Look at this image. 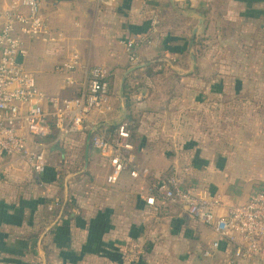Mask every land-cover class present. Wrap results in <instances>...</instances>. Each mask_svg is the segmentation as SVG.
<instances>
[{"label":"crops","instance_id":"obj_1","mask_svg":"<svg viewBox=\"0 0 264 264\" xmlns=\"http://www.w3.org/2000/svg\"><path fill=\"white\" fill-rule=\"evenodd\" d=\"M207 1L40 0L48 26L62 37L54 44L23 38L26 69L47 95L73 97L77 89L68 88L65 76L56 71L72 53L79 54L84 67L107 68L112 111L93 115L90 121L104 132H112L122 120L133 121L137 163L150 176L134 180L126 172L117 185L109 186L108 163L79 135L65 145L50 146L42 186L16 163L0 162V241L15 237L17 246L31 249L40 261L30 264H264L260 257L236 260L231 244L222 245L214 261L206 260L203 252L215 240L210 227L176 205L152 214L142 198L149 183L177 172L197 196H219L223 206L216 215L223 217L264 188V132L255 127L264 116L262 0L226 5L228 20L236 17L239 24L237 34L228 27L226 39L230 45L237 38L236 57L245 63L233 74L236 81L226 86V103L210 99L220 93L218 87L201 85L199 94L196 80L195 41L205 13L217 10ZM155 16L158 45L143 48V65L133 68L124 42L149 34ZM163 63L177 79L167 90L159 82ZM230 70L226 68V77L232 75ZM41 74L55 77V85L37 82ZM81 76L80 71L74 74L77 81ZM220 108L226 109L227 123L224 130L212 133L209 126ZM250 108L255 109L252 115ZM55 199L63 203L48 213ZM68 202L73 207L65 214ZM136 242L144 254L128 263L126 256H133Z\"/></svg>","mask_w":264,"mask_h":264},{"label":"built area","instance_id":"obj_2","mask_svg":"<svg viewBox=\"0 0 264 264\" xmlns=\"http://www.w3.org/2000/svg\"><path fill=\"white\" fill-rule=\"evenodd\" d=\"M158 25L155 16L149 34L125 40L131 67L143 65L140 56L143 48L157 47ZM61 37L53 34L44 19L40 0H12L0 8V162L16 163L42 186L49 166L50 146L65 145L79 135L89 141L91 151L108 163L106 183L109 186L117 185L126 172L134 180L147 181L150 171L139 167L135 155L134 122L122 120L112 132H104L90 121L93 115L112 111L111 72L107 68L84 67L79 54L72 53L56 71L65 76L68 88L77 89L73 97L47 95L26 69L23 38L54 44ZM79 71L82 76L77 81L74 74ZM142 198L152 214H159L166 205H176L190 218L210 227L215 240L203 252L206 260L214 261L226 244L235 247L236 260L264 258V188L223 217L216 215L223 206L219 196H197L182 184L177 172L167 179L149 183ZM58 207L59 201L55 199L47 211L53 213ZM136 248L135 245L132 248L133 256H126L128 263L133 260Z\"/></svg>","mask_w":264,"mask_h":264},{"label":"rangeland","instance_id":"obj_3","mask_svg":"<svg viewBox=\"0 0 264 264\" xmlns=\"http://www.w3.org/2000/svg\"><path fill=\"white\" fill-rule=\"evenodd\" d=\"M12 0H0V8L4 6L5 4H8ZM207 1V0H205ZM208 3V1H207ZM210 3H215V8L217 10L213 13L211 12V15H207L205 13V21L200 29V35L197 36V39L195 41V47H194V53L196 57L195 63L197 64V83L203 85L206 87L208 86H214V89L220 90V93H215L212 98H209L212 100H221L222 102L226 103L228 98L226 97V86L233 84V82L236 81L237 76L233 75L237 73L238 68L240 67L241 63H243L242 60H237V54H238V40L232 38V40H235V43L228 44V39H226V30L231 25V34H237L239 28L237 27L239 24L236 22V18L232 21H229V15L228 11H226V5H238L240 3V0H210ZM262 6L264 10V0L259 2V6ZM225 7V8H224ZM264 13V12H263ZM235 16L237 14L233 13ZM232 14V15H233ZM231 15V17H233ZM210 17V18H209ZM262 19H264V14L262 15ZM237 25V26H235ZM227 40V41H226ZM264 42V40H263ZM261 43L264 45V43ZM229 48H232L229 50ZM236 57V59H235ZM230 58V61L227 60ZM172 59V58H170ZM259 64L261 66H264V56L260 58ZM174 60H172L173 62ZM245 64V63H243ZM191 63L189 64V67H191ZM231 68L230 77H226V68ZM242 67V66H241ZM168 65L163 63L161 66V69L163 71V75L159 78L160 83L164 85L165 90L169 89L170 81L174 82L177 80L176 78H173L172 74L167 71ZM49 75L41 74L37 77V82L41 81L45 84H52L55 85V77H48ZM168 85V86H167ZM199 87V94L202 92V87ZM264 95V93H263ZM253 98V94L250 93V97ZM255 109L250 108L248 109L249 114H253ZM200 114L204 112V110H200ZM215 119L211 121V126H209L210 129H212V133H218L219 131L224 130L225 124L227 123L228 115L226 114L225 108H220L216 112ZM212 120V119H211ZM203 119L200 121L202 122ZM217 122V124L215 123ZM219 122V124H218ZM206 124V123H205ZM257 129L264 132V116L262 117V120L260 123H257L255 126ZM206 128H208L206 124ZM205 128V129H206ZM238 128V127H237ZM208 130V129H206ZM208 133V132H207ZM38 229V228H37ZM14 242V243H13ZM19 243V240L16 241L15 237H11L9 240L4 242V240L0 241V264H30L32 261L37 262L40 261L39 257L35 255V253L31 249H23L22 245H16ZM139 243L136 242L135 246L137 247L134 252V260L135 262L141 260L143 256V249L139 248ZM12 248V249H10ZM127 253V252H126ZM126 256V255H125ZM131 256V254H130ZM56 254H53L52 259L55 261L58 260V257L56 258ZM57 259V260H56ZM53 262V261H51Z\"/></svg>","mask_w":264,"mask_h":264},{"label":"trees","instance_id":"obj_4","mask_svg":"<svg viewBox=\"0 0 264 264\" xmlns=\"http://www.w3.org/2000/svg\"><path fill=\"white\" fill-rule=\"evenodd\" d=\"M62 203H63V200H61V202L59 203V207L62 205ZM72 207H73V205L70 202H68L67 205H66V207H65V211H64L65 214H69V210H71ZM33 237L34 238H37L38 237V234H34Z\"/></svg>","mask_w":264,"mask_h":264},{"label":"water","instance_id":"obj_5","mask_svg":"<svg viewBox=\"0 0 264 264\" xmlns=\"http://www.w3.org/2000/svg\"><path fill=\"white\" fill-rule=\"evenodd\" d=\"M198 28H199V27H197V28L195 29V33L197 32ZM66 201H67V199L65 200V202H66ZM62 214H63V208L61 209L60 214H59L57 220H59V219L61 218ZM57 220H56V221H57Z\"/></svg>","mask_w":264,"mask_h":264}]
</instances>
